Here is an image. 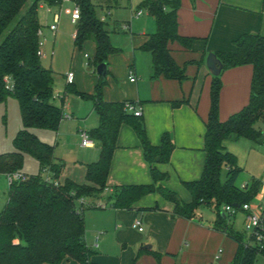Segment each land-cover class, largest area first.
<instances>
[{"label": "crops", "instance_id": "1", "mask_svg": "<svg viewBox=\"0 0 264 264\" xmlns=\"http://www.w3.org/2000/svg\"><path fill=\"white\" fill-rule=\"evenodd\" d=\"M71 4L70 8L73 7V3ZM46 6H51V12L48 11L47 14L50 23L44 24L41 11H45ZM97 6L104 12L98 17L106 23L112 42L113 34L117 33V24L110 23L108 19H111L114 2L100 0ZM60 9L61 3L40 4L38 11L42 30L40 40L44 42L45 56L54 51L55 47L51 50L50 42L54 41V46L56 45L61 23L64 18H69L66 14H61L59 30L54 34L50 26L54 23V15L59 13ZM145 9L149 18H145L143 9L134 11L132 8V20L140 21L139 24L123 22L124 32H130L124 45L126 52L123 53V49L112 43L117 52L108 57L106 78L97 73V66L94 63L96 44L88 41L82 48L75 45L77 34L75 24L72 39L75 51H79L80 68L74 74L72 85L80 93L94 95L103 79L106 82L103 88L104 101L132 103L140 109L148 138L153 146H160L163 135L169 133L173 138L175 150L169 162L160 163L159 160L153 165V168L168 175L167 180L158 186L176 192L182 201L191 203L192 195L184 183L199 181L202 178L206 160L204 137L214 77L207 67V57L211 53L235 52V42L243 35L264 36V0H181L178 11L179 35L194 40L190 49L184 48L179 42L171 43L169 49L177 65L186 71L188 78L183 82L166 79L163 76L154 78L152 55L142 48L157 28L155 19L146 7ZM139 12L142 14L138 17ZM52 71L56 85L60 76ZM69 73L73 72L70 70L62 76L66 84L61 97V108L65 115L71 116L69 120L77 121L79 134L83 131L89 134L88 129L91 132L98 128L99 116L92 101L67 92ZM252 77L251 65L222 72L223 86L220 93L222 122L249 104ZM132 78L135 79L134 82ZM59 97L55 90L54 104L58 107ZM72 98L79 100L77 108L79 111H74L71 103L65 106ZM180 101L183 103L175 107L174 104ZM36 131L40 130L34 131L40 138ZM93 143L94 146L91 148L83 147L78 135L81 156L75 160V164L83 168L85 181L69 177L67 180L78 184L88 183L87 165L97 162L100 158V148L96 142ZM223 145L227 152L237 157L238 166L246 173L248 180H243L242 184L237 181V185L244 188L254 181L261 183L258 199L251 202L253 205L250 204L264 207V173L261 174L257 167L264 156L262 141L254 142L244 138L238 140L235 136H230ZM55 157L62 160L56 153ZM151 170L152 167L145 159L138 136L130 126L123 125L112 159L107 188L101 195L86 199L85 207L82 208L86 226L85 241L94 252L92 261L95 264H233L238 244L226 233L215 228L217 214L214 208L209 207L211 213L208 215L198 211L197 219L194 220L175 217L174 204L159 193L141 198L131 209H117L113 206L117 188L152 184ZM224 173L226 176V170L222 175ZM46 178L51 179L49 172ZM57 183L64 184L61 180ZM100 205L104 207H99ZM230 218L227 220L224 217L229 227L239 234L244 242H249L252 233L247 219L245 233H242L230 225ZM138 220L142 222L143 232L134 227ZM258 262L259 258L255 264ZM62 264L77 263L65 260Z\"/></svg>", "mask_w": 264, "mask_h": 264}, {"label": "trees", "instance_id": "2", "mask_svg": "<svg viewBox=\"0 0 264 264\" xmlns=\"http://www.w3.org/2000/svg\"><path fill=\"white\" fill-rule=\"evenodd\" d=\"M30 0H0V37L15 21ZM59 0H36L17 20L13 30L0 45V104L13 98L19 102L23 128L14 139L15 152L0 156V174H22L25 156H31L40 164V174L26 176L25 180L10 184L9 199L0 214V264H62L73 260L77 264H95L94 252L85 241L86 226L81 199L101 195L107 188L112 159L117 149L120 129L130 126L138 136L146 161L152 167L153 183L150 185L124 186L116 189L114 207L131 209L141 198L159 193L174 204V216L194 220L202 206L214 208L217 214L215 228L226 233L238 244L233 264H255L262 253L253 236L249 242L235 233L227 224L230 216L223 206L250 204L261 188L254 181L244 188L237 185L243 170L237 157L226 151L224 141L230 136L263 142L264 139V36L247 34L235 42V52L217 53L223 71L251 65L253 77L249 104L227 121L220 120L221 75L213 77L210 92V112L206 122L203 176L199 181L184 183L192 195L191 203H185L179 195L163 186L168 175L153 168L170 161L175 145L169 133L162 137L160 146H153L148 138L144 120L127 111L126 103H108L103 98L106 82L102 79L94 95L76 91L68 84L67 92L77 94L94 103L99 116L98 128L90 132V138L100 148L97 162L87 165V184L67 180L57 183L65 169V163L55 157V147L43 142L35 130L58 132L65 114L54 104L55 75L42 65L38 55L41 29L38 11L40 4H55ZM115 0H108L113 3ZM81 10L77 24L75 45L82 48L88 41L96 44L95 65L107 63L108 57L117 52L112 45L107 25L97 14L99 6L93 0H75ZM155 19L156 32L142 48L153 58L154 78L185 81L184 68L177 65L169 45L179 42L190 49L193 38L179 35L178 11L181 0H145L142 3ZM222 71V72H223ZM222 74V73H221ZM10 78L11 84L6 81ZM183 102L175 103L178 107ZM132 104V103H131ZM226 170L225 180L222 172ZM48 171L54 180L43 178ZM57 183V184H56ZM222 213H225L227 220Z\"/></svg>", "mask_w": 264, "mask_h": 264}, {"label": "rangeland", "instance_id": "3", "mask_svg": "<svg viewBox=\"0 0 264 264\" xmlns=\"http://www.w3.org/2000/svg\"><path fill=\"white\" fill-rule=\"evenodd\" d=\"M35 0H30L22 9L20 16L25 14V12L30 8ZM100 2V0H93V3L96 5ZM143 0H116L114 1V7L111 10V19L109 18V22L117 24V33L113 34L112 36V43L120 48L123 49V53L126 52L124 49V45L126 44L127 36L130 32L125 33L123 22H132L139 24L140 21H133L132 20V12L137 11L139 9H143L145 12V18H149L147 10L145 7L142 6ZM56 4V3H55ZM53 4V5H55ZM52 5V4H50ZM132 5V6H131ZM72 6L71 3L68 6L63 5V8H70ZM133 8V10H132ZM48 6L45 7V11H41V16L43 19L44 24L50 23V19L48 18ZM98 16H102L104 14L101 8L97 10ZM47 15V17H46ZM20 16L13 21L4 34L0 37V45L6 38V36L13 30L16 25L17 20ZM71 18H64L61 23V30L59 31L57 38H56V45L54 46V41L50 42L51 50L55 47L54 51L50 52L47 56L42 58V63L45 67L51 68L55 72L59 74V78L55 85L56 93L60 96L57 101L62 106V99L65 89V81L63 79V75H66L70 70L75 74L76 71L80 68L79 64V51H75L72 34L74 32L75 24H72ZM113 24V25H114ZM142 26V25H141ZM113 28V26H112ZM84 52V50H83ZM86 67H88L86 63ZM79 100L76 98H72L67 101L65 106L68 103L74 107V111H79L78 108ZM82 103V102H81ZM23 128L22 117L19 102L13 98L8 99L6 103L0 104V156L8 153L15 152L14 148V139L16 138L17 134ZM90 134V131L88 129ZM39 134L40 139L43 142L52 145L55 147V153L58 157L62 158L65 163V171H63L62 176L59 180L61 183H65L67 181V177L77 179V180H84L85 181V172L83 168L77 166L75 164V160H78V157L81 156L80 150L78 147V135H80L81 143H82V133L78 130L77 121H72L69 119H64L60 130L58 133L53 131L47 130H40L36 131ZM91 139V138H90ZM263 152H264V148ZM259 164V165H258ZM257 164V167L261 170V174L264 173V156H262V160ZM261 165V166H260ZM40 164L37 160L32 158L31 156H25L24 167L22 169V173L29 175V176H37L40 174ZM43 178L48 176V172H42ZM51 179L54 180L52 174ZM57 180V181H59ZM225 180V173L222 175V181ZM243 180H248L246 173H242L240 176L238 183L242 184ZM10 181L7 175L0 174V214L4 210L5 206L8 203L9 199V191H10ZM260 191L255 197L258 199ZM253 200V201H254ZM252 204V203H251ZM254 204V203H253ZM252 204V205H253ZM223 209V210H222ZM222 211L224 212V206L222 207ZM253 209H259L258 206H253ZM200 213L208 215L211 213V210L207 206H202L199 210ZM230 216V225L235 228V230L245 233V220L247 216L241 210L235 211L234 215L227 214ZM258 264H264V256H259Z\"/></svg>", "mask_w": 264, "mask_h": 264}, {"label": "built area", "instance_id": "4", "mask_svg": "<svg viewBox=\"0 0 264 264\" xmlns=\"http://www.w3.org/2000/svg\"><path fill=\"white\" fill-rule=\"evenodd\" d=\"M61 3V9L59 13H56L54 15V23L50 26L51 31L56 34L58 32L59 22L61 14L64 13L67 16L71 18V21L74 24H78L80 18H81V10L80 7L77 5L75 0H59L57 4ZM66 3H73L72 8H63V4ZM48 11L51 12V6H48ZM142 14V12L137 13V16L139 17ZM40 37L42 36V30L39 31ZM44 42L40 40V49L38 51V55L43 58L45 56L44 50H43ZM74 73H69L67 75V82L68 84L74 83ZM6 81L11 84L10 78L6 77ZM132 81L134 82L135 79L132 78ZM126 109L127 111L134 113L135 116L141 117L142 111L138 109L135 105L126 103ZM64 119H71V116L65 115ZM262 145L264 146V139L262 142ZM82 146L86 148H91L94 146L93 141L90 139V136L87 132H82ZM10 184L19 181V180H25L26 176L21 173H16L12 175H8ZM47 180H50L49 178ZM57 184V183H56ZM81 205L86 204L85 199L80 200ZM99 207H104L103 205H100ZM236 209L231 206H224V212L230 215H234ZM242 211H244L247 214V223L249 228L251 229L252 236L257 243L260 252L264 256V207L259 206V209H253V206L251 204H245L243 205ZM134 227L138 229L140 232H143V225L141 221H136L134 224ZM221 253V252H220ZM219 259V257H217Z\"/></svg>", "mask_w": 264, "mask_h": 264}, {"label": "water", "instance_id": "5", "mask_svg": "<svg viewBox=\"0 0 264 264\" xmlns=\"http://www.w3.org/2000/svg\"><path fill=\"white\" fill-rule=\"evenodd\" d=\"M207 67L214 77L220 76L222 71H223V65L215 53H211L208 55ZM107 72H108V69H107L106 63H103L97 67V73L101 77L106 78ZM157 161H159V159H157ZM234 207L235 208H241V205H234ZM222 215H223V217H226L225 213H222Z\"/></svg>", "mask_w": 264, "mask_h": 264}]
</instances>
